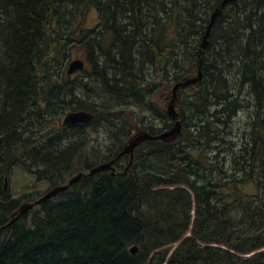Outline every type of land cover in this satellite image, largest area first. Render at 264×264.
I'll return each instance as SVG.
<instances>
[{
	"label": "trees",
	"instance_id": "1",
	"mask_svg": "<svg viewBox=\"0 0 264 264\" xmlns=\"http://www.w3.org/2000/svg\"><path fill=\"white\" fill-rule=\"evenodd\" d=\"M221 1L0 0V264H264V0H232L211 28L206 49L194 52ZM89 9L98 15L93 29L84 27ZM211 45L221 59L232 60L228 72L236 65L238 90L249 100L229 102L223 92L231 90L229 83L209 89L205 75L219 59ZM76 50L86 62L77 72L81 79L70 80L68 69L57 75L52 67L58 51L69 62ZM178 51L188 60L166 69ZM199 68L201 84L177 92L176 140L143 142L126 173L120 162L129 156L116 161L114 176L86 175L115 159L135 130L170 129L172 86ZM216 74L223 76L216 70L209 77ZM96 81L101 93L91 91ZM76 88L90 104L77 101ZM209 98L221 104L211 116ZM150 99L165 114L162 130L144 122ZM90 100H106L107 111ZM115 102L136 104L141 113L117 109L125 115L113 118ZM189 103L204 116L199 131L206 130L205 140L238 114L221 167L206 163L203 152L212 143L193 140L185 115ZM77 110L94 118L61 124L64 114ZM99 135L101 142L93 138ZM186 147L196 152L186 153ZM180 151L184 156L175 158ZM146 158L155 165L148 166ZM78 173L86 176L12 221L23 203Z\"/></svg>",
	"mask_w": 264,
	"mask_h": 264
},
{
	"label": "rangeland",
	"instance_id": "2",
	"mask_svg": "<svg viewBox=\"0 0 264 264\" xmlns=\"http://www.w3.org/2000/svg\"><path fill=\"white\" fill-rule=\"evenodd\" d=\"M240 1V0H239ZM85 21H84V27H86L87 29H93L95 28V26L97 25V21H98V16H97V12L95 11V9H89L87 11V13H85V17H84ZM197 37V35H196ZM196 37H192V39L194 40ZM195 45H197V42L195 43ZM177 48L178 46H176L174 48L175 51H177ZM76 48L72 49L70 52H73ZM194 50V52H199V47H193L192 48ZM197 49V50H196ZM206 49L203 48L202 50ZM190 50V48H189ZM215 50V51H214ZM210 52L212 51L213 53V57L214 58H219V59H216V61H214V65H213V68L215 70H210L209 72V75H211L212 73L216 72V70L219 72H221L223 74L222 78L220 79V83H219V79H217V74L215 76H211V78L209 77V75H205V80H206V83L208 84L209 86V89H211V87H218V86H221L219 84H221L222 82L224 83H229V86H230V89L231 90H228V89H223L225 93H227L229 96H231V98L228 100L229 102H234V104L236 105L235 102H237V99L239 100H249V95L244 92L243 93V90H238L239 89V86L237 84V81H236V77H237V67L236 65L234 64V67L230 70V72H228V65H229V62H232V60L226 58V60H224V58L221 59V56H219L217 53L219 52V49H216L215 47H210ZM164 52V51H163ZM179 52V51H178ZM187 52H190V51H187ZM62 53L64 52H61V51H58V63H55L53 64V71L56 72V74L58 75L59 73L62 74L64 71H66L65 69H68V60L66 61V59L62 58L61 55ZM82 51L80 50H76L72 56V59H83V56H82ZM185 52H182L180 51L179 54L176 56L174 55V57L172 58L171 61L167 60V65L165 66L166 69L170 68V66H176V63H174V61L176 62L177 60L181 63L182 60H188V58L186 57V53L184 54ZM201 53V51L199 52ZM220 54H222V56L224 55L222 52H220ZM207 55V54H206ZM205 55V56H206ZM224 57V56H223ZM213 60V59H212ZM215 60V59H214ZM57 64L58 67L56 66ZM52 66V65H51ZM79 70L77 71H74L73 73L71 74H68V78H70V80H74L73 77L77 78V79H81L80 75H81V72L77 73ZM199 71V70H198ZM198 74V72H197ZM227 74V76H226ZM197 76V75H196ZM194 76V77H196ZM203 76V75H202ZM192 77V78H194ZM201 82H202V79H201ZM236 82V84H235ZM86 83V81L84 82ZM87 84V87L89 86L88 83ZM201 84V83H200ZM192 85V84H191ZM199 85V84H197ZM152 87L153 86H150V89L149 90H152ZM205 89H206V84H205ZM103 90L102 88V85H101V82L99 81H96L94 82V84L92 85L91 87V91H95L97 93H101V91ZM158 91V85L156 86V89L154 90V92ZM210 91V90H209ZM207 91V93H211ZM245 91V90H244ZM75 96H76V99L77 101H84V103H88V95H84V90L83 91H80L78 88L75 89ZM197 92V91H196ZM205 92V91H204ZM203 92V93H204ZM198 96V94H197ZM197 96H194V97H197ZM213 98V97H212ZM213 99H210L209 98V103L210 105L208 106L207 110H208V113L209 115L211 116L210 114V111H212V109H221V107H218L219 105L221 106V104L217 101H212ZM91 102H97V100H90ZM191 101V99H190ZM79 103V102H78ZM101 103L103 105H101ZM147 103H152V106L150 107V109H147V107L145 106V109H144V122L146 120V122H149L151 124H154L157 127H160L158 129H164L160 124L162 123L161 119L164 120L165 119V114L163 113V110L160 109L158 112H157V109H159L158 106L154 105V102L150 99V100H147ZM90 104V103H88ZM92 105H95L97 108L98 107H101V108H98L100 111H107V108H106V104H108V102L106 100H101V101H98L97 102V105L95 103H91ZM147 105V104H146ZM110 107H112V111H111V116L113 118H120L121 116L120 115H125V113H117L115 112V110L119 109V110H124V111H133L134 113H137L140 115L141 113V110L139 109L140 106H137L136 104H131V105H120L115 102L114 104H110ZM114 112L116 114H114ZM103 113V112H101ZM106 113V112H104ZM185 115H186V119H187V122H188V125H190L191 129L193 130L194 134V138L193 140L194 141H199V142H210L212 143L211 144V147L205 149V151L203 152L204 155H205V160L207 161L206 163L207 164H210V166L213 168V164H217V166L219 165L220 167L222 166L221 162H223L225 160V157H226V148L228 146V141L230 140V136H231V133L233 132V128L236 124V119L238 118V114L234 115L233 117H231L229 120H228V123L226 124H219V127L218 128H215V132L219 130V133H218V136H214V134H207V140H205V138H202L203 136H201V134H203L206 130H203L202 132L199 131L202 127V125L204 124V116L201 115L199 112H197V110H191V105L189 103V107H188V110H185ZM207 116L206 117H210ZM122 119H124L122 117ZM192 123V124H191ZM221 123V122H220ZM214 127V126H212ZM43 131L46 132V130L44 129ZM158 132V131H157ZM157 132H153V134L157 133ZM234 133V132H233ZM65 133L62 132L60 133V136L63 138L65 137L64 135ZM93 138H96V140L98 142H101L102 141V135H99V136H93ZM70 139V138H68ZM67 140V139H66ZM186 153H190L191 155L193 153L196 152V148L194 147H186ZM178 155L180 156H184V152L183 151H180L177 156H174L175 158L178 157ZM185 158V157H184ZM187 158V156H186ZM149 159L150 158H146L144 162L147 163L148 166H154L155 164H150L149 163ZM124 163V162H123ZM165 164V163H164ZM201 170L198 169L197 172H196V175L200 172ZM220 171V170H219ZM218 172V171H216ZM198 177L200 176L199 174L197 175ZM214 176V175H213ZM195 178V176H194ZM216 179L218 177H215ZM205 179V178H204ZM203 179V180H204ZM215 179V180H216ZM217 182L219 181V178L216 180ZM212 181H208L206 183V185H209ZM8 186V185H7ZM212 185L210 184V187L211 188ZM84 189V188H81V190ZM80 191V189H79Z\"/></svg>",
	"mask_w": 264,
	"mask_h": 264
},
{
	"label": "water",
	"instance_id": "3",
	"mask_svg": "<svg viewBox=\"0 0 264 264\" xmlns=\"http://www.w3.org/2000/svg\"><path fill=\"white\" fill-rule=\"evenodd\" d=\"M231 0H222L218 6L215 8L213 11L211 18H210V23L207 28V32L204 35L203 42L200 45V51L207 45V39L210 34V28L213 25L215 18L220 14L222 7H224L227 3H229ZM84 67V62L82 60H73L68 64V74L77 71V70H82ZM201 73L199 72L198 75L195 78L187 79V80H182L174 84L172 91H171V98L167 103V114L168 116L175 122L173 127H171L169 130L162 132L156 137H152L148 132L139 130L135 134H133L129 140L124 144L123 149L121 150V153L118 154L114 160L106 163H102L95 168H93L89 174L93 173H98L101 171L105 170H110L111 174L113 175L114 173V167L113 163L120 158L121 156L124 155H129L130 158L133 156L134 149L139 146L141 143L148 141V140H160L165 143H170L176 140L180 135H181V123L178 119L177 113L175 111V104L177 102V91L179 89H184L186 86L190 84H200L201 83ZM92 120V115L89 114L88 112L85 111H77V112H69L67 113L63 119L62 123L63 125H74V124H83V123H88L89 121ZM83 176L82 173H79L72 177L65 185H60L52 188L49 192H47L41 199L36 201L33 204L30 203H24L22 206H20L18 212H17V217L21 216L22 214L26 213L28 210L33 208L35 205H38L52 197L57 196L60 193L66 192L69 187H71L74 183L78 182L81 177ZM132 253L137 252V248L133 247L131 249Z\"/></svg>",
	"mask_w": 264,
	"mask_h": 264
},
{
	"label": "bare ground",
	"instance_id": "4",
	"mask_svg": "<svg viewBox=\"0 0 264 264\" xmlns=\"http://www.w3.org/2000/svg\"><path fill=\"white\" fill-rule=\"evenodd\" d=\"M195 1H196V0H195ZM201 1H202V0H201ZM231 1H232V0H231ZM231 1H230V2H231ZM258 1H259V0H258ZM258 1H257V2H258ZM191 2H192V1H191ZM206 2H208V1H206ZM206 2H205V3H206ZM230 2H229V3H230ZM201 3H203V2H201ZM216 3H217V2H216ZM229 3H227L224 7H222L221 12H220V14H219L217 17H219V16L222 14V10H223V9H224ZM194 4H195V2H194ZM255 4H256V3H255ZM192 5H193V3H192ZM195 5H196V4H195ZM198 5H199V4H198ZM205 5H206V4H205ZM261 5H262V4H261ZM175 6H176V5H175ZM258 6H259V5H258ZM171 7H172V6H171ZM193 7H194V6H193ZM195 7H196V6H195ZM198 7H199V6H198ZM204 7H205V6H204ZM172 8H173V7H172ZM172 8H171V9H172ZM168 9H169V8H168ZM173 9H174V8H173ZM194 9H195V8H194ZM214 10H215V9H214ZM214 10H213V11H214ZM188 11H189V10H188ZM171 12H172V11H171ZM196 12L198 13V9H197ZM167 13H168V12H167ZM199 13H200V11H199ZM202 13H203V12H202ZM212 13H213V12H212ZM250 14H251V13H250ZM250 14H249V18H250ZM62 15H63V14H62ZM64 15H65V14H64ZM211 15H212V14H211ZM65 16H66V15H65ZM186 16H187V15H186ZM195 16H196V14H195ZM197 16H198V15H197ZM201 16H202V15H201ZM254 16H256V15L254 14ZM69 17H70V16H69ZM191 17H192V16H191ZM191 17H190V18H191ZM217 17L215 18V21H216ZM63 18H64V17H63ZM65 18H66V17H65ZM200 18H201V17H200ZM200 18H199L198 20H200ZM210 18H211V16H210ZM249 18H248V19H249ZM250 19H251V18H250ZM61 20H62V19H61ZM193 20H194V19H193ZM160 21H161V20H160ZM195 21H196V20H195ZM195 21H193V23H194ZM215 21H214V23H215ZM63 22H64V21H63ZM247 22H248V21H247ZM257 22H258V21H257ZM209 23H210V21H209ZM214 23H213V25H214ZM189 24H192V23L190 22ZM248 24H249V22H248ZM193 25H194V24H193ZM208 25H209V24H208ZM213 25L211 26V28L213 27ZM190 26H191V25H190ZM190 26L188 27V29L190 28ZM248 26H249V25H248ZM207 28H208V26H207ZM211 28H210V31H211ZM195 29H196V28H195ZM195 29H194V30H195ZM243 29H244V28H243ZM190 30H191V28H190ZM258 30H259V29H257V32H258ZM116 31H117V30H116ZM243 31H244V30H243ZM206 32H207V29L205 30V33L203 34V36H202V38H201V41H200V43L198 44L199 50H201V49H200V45H201V43L203 42V38H204V35L206 34ZM253 32H254V31H253ZM259 32H260V31H259ZM238 33H239V32H238ZM261 33H262V32H261ZM262 34H263V33H262ZM262 34H261V35H262ZM237 35H239V34H237ZM259 35H260V33H259ZM261 35H260V36H261ZM209 36H210V34H209ZM239 36H241V35H239ZM249 36H250V34H249ZM208 38H209V37H208ZM250 38H251V37H249L248 40H250ZM259 38H260V37H259ZM263 38H264V37H263ZM256 39H257V38H256ZM258 40H259V39H258ZM260 44H261V43H260ZM207 45H208V42H207ZM207 45H206L205 47H207ZM248 45H249V44H248ZM262 46H263V45H262ZM205 47H204V48H205ZM246 48H247V47H246ZM248 48H249V47H248ZM123 52H124V51H123ZM198 53H199V52H198ZM199 63H201V60H199ZM83 68H84V67H83ZM198 70H199L198 73L200 72V73H201V76H202V72H201L200 68H199ZM67 73H68V70H67ZM72 73H73V72H72ZM70 74H71V73H70ZM197 75H198V74H197ZM191 78H192V77H190V78H186V79H182V80H187V79H191ZM194 78H195V77H194ZM182 80H180V81H182ZM177 82H179V81H177ZM174 83H175V82H174ZM190 85H191V84H190ZM172 87H173V86H172ZM69 101L71 102V100H69ZM68 103H69V102H68ZM260 103H261V102H260ZM259 106H260V105H259ZM263 106H264V105H263ZM258 109H259V108H258ZM85 112H88V111H85ZM88 113L92 115V119H93V118H94V114H93V113H90V112H88ZM258 113H259V112H258ZM64 115H65V114H64ZM179 121H180V120H179ZM89 122H90V121H89ZM174 123H175V122L173 121V124H174ZM61 124L63 125L62 120H61ZM80 124H81V123H80ZM83 124H85V123H83ZM74 125H76V124H74ZM64 126H66V125H64ZM145 131H146V130H145ZM149 134H150V133H149ZM150 135H151L152 137H156V136H158L159 134L157 135V134H152V133H151ZM153 140H155V139H153ZM137 147H138V146H137ZM137 147H136V148H137ZM136 148H135V149H136ZM135 149H134V150H135ZM124 156H126V155H124ZM121 157H122V156H121ZM127 157H128V156H127ZM133 157H134V155L132 156V158H130V157L128 158V162H127V163H128V166L125 167L123 173H126L125 171L128 170V167L131 165V163H132V161H133ZM116 158H117V157H116ZM118 159H119V158H118ZM118 159H117V160H118ZM112 160H114V159H112ZM112 160H109V161H107V162H110V161H112ZM117 160H116V161H117ZM116 161L113 163V167H115L114 164L116 163ZM103 163H106V162H103ZM101 164H102V163H101ZM99 165H100V164H99ZM97 166H98V165H97ZM94 168H95V167H94ZM91 170H92V169H91ZM91 170H90V171H91ZM115 170H116V169L114 168V173H113V175L111 174V171H110V170H105V171H110V174H111L112 176H114V175L116 174V173H115ZM105 171H101V172H105ZM89 173H90V172H89ZM89 173L86 174V175H87V176H91V175H93V174H97V173H93V174H89ZM98 173H100V172H98ZM78 174H79V173H78ZM82 174H83V173H82ZM86 175L83 174V176H86ZM83 176H82V177H83ZM73 177H74V176H73ZM82 177H81V178H82ZM69 180H70V179H69ZM69 180H68V181H69ZM76 183H77V182H76ZM74 184H75V183H74ZM74 184H73V185H74ZM231 184L233 185V183H231ZM73 185H72V186H73ZM228 185H229V184H228ZM232 185L229 186L230 189H231ZM233 186H234V185H233ZM55 187H56V186H55ZM226 187H227V186H226ZM4 188L7 189V181L4 182ZM69 188H70V187H69ZM203 188H204V187H203ZM235 188H236V187H235ZM235 188H234V189H235ZM236 190H238V189H236ZM49 191H50V190H49ZM49 191H48V192H49ZM232 192H233V191H232ZM238 193L240 194V192L237 191L236 194H238ZM231 194H232V193H231ZM236 194L234 193L233 195L236 196ZM44 195H45V194H44ZM44 195H43V196H44ZM233 195H232V196H233ZM43 196H42V197H43ZM42 197H41V198H42ZM41 198H39V199H41ZM52 198H53V197H52ZM39 199H37V200H35V201H33V202H26V203L33 204V203H35L36 201H38ZM50 199H51V198H50ZM48 200H49V199H48ZM46 201H47V200H46ZM44 202H45V201H44ZM208 202H209V201H208ZM42 203H43V202H42ZM215 203H216V202H215ZM23 204H24V203H23ZM23 204H22V205H23ZM40 204H41V203H40ZM226 204H227V203H226ZM22 205H21V206H22ZM38 205H39V204H38ZM208 205H209V204H208ZM35 206H36V205H35ZM35 206H34V207H35ZM19 208H20V206L18 207V209H17V210L14 212V214L12 215V221L16 220L17 218H19V217H21V216L23 215V214H22L21 216L17 217V216H18V215H17V212H18ZM28 211H29V210H28ZM28 211H27V212H28ZM24 214H25V213H24ZM36 221H37V220H36ZM58 231H59V230H58ZM57 233H58V232H57ZM159 241H160V240H159ZM27 247H28V246H27ZM32 247H33V246H32ZM133 247H136V248H137V252H138V247H137V245H133V246H131V247H130V252H131V249H132ZM21 249H22V248H21ZM137 252H136V253H137ZM136 253H133V254H136ZM19 261H20V260H19Z\"/></svg>",
	"mask_w": 264,
	"mask_h": 264
},
{
	"label": "flooded vegetation",
	"instance_id": "5",
	"mask_svg": "<svg viewBox=\"0 0 264 264\" xmlns=\"http://www.w3.org/2000/svg\"><path fill=\"white\" fill-rule=\"evenodd\" d=\"M157 128H160V127H157ZM155 134H159L158 132L157 133H155ZM121 158V157H120ZM119 158V159H120ZM124 162V163H123ZM125 162L127 163L128 161H126V160H122L121 162H120V166L123 168V169H125V167H124V164H125ZM124 171V170H123ZM108 172H110V171H108Z\"/></svg>",
	"mask_w": 264,
	"mask_h": 264
},
{
	"label": "crops",
	"instance_id": "6",
	"mask_svg": "<svg viewBox=\"0 0 264 264\" xmlns=\"http://www.w3.org/2000/svg\"><path fill=\"white\" fill-rule=\"evenodd\" d=\"M133 246V245H132Z\"/></svg>",
	"mask_w": 264,
	"mask_h": 264
}]
</instances>
